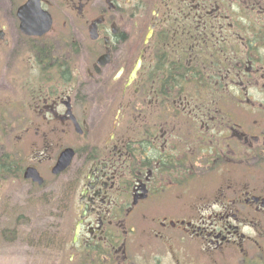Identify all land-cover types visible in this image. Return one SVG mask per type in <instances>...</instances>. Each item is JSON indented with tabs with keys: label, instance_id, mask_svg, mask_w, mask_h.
Here are the masks:
<instances>
[{
	"label": "flooded vegetation",
	"instance_id": "obj_1",
	"mask_svg": "<svg viewBox=\"0 0 264 264\" xmlns=\"http://www.w3.org/2000/svg\"><path fill=\"white\" fill-rule=\"evenodd\" d=\"M11 179L72 264H264V0H0L3 206Z\"/></svg>",
	"mask_w": 264,
	"mask_h": 264
},
{
	"label": "rangeland",
	"instance_id": "obj_2",
	"mask_svg": "<svg viewBox=\"0 0 264 264\" xmlns=\"http://www.w3.org/2000/svg\"><path fill=\"white\" fill-rule=\"evenodd\" d=\"M118 110L117 108L112 109V114L107 115L108 109L103 110L97 106H91L90 118L94 123H98L104 118L108 121L105 124L106 128L96 126V129L99 130H96L97 133H110L111 124L113 120H116ZM131 111L132 109H128V112L122 110L121 114L126 116L128 113L127 116H129ZM16 128L9 127L11 130L10 146L13 143L12 140H15ZM65 181V177L59 178V182L52 189L60 191L59 188L65 185ZM20 188L21 184L11 179L8 206H3L0 200V264H69V252L64 248L71 236V233H68L70 218L65 208L62 212L56 210V213L51 217L48 215L50 206L26 205ZM55 215L57 216L53 217ZM51 228L57 229L59 235L63 236V243L53 242L47 245L43 242L42 234Z\"/></svg>",
	"mask_w": 264,
	"mask_h": 264
},
{
	"label": "water",
	"instance_id": "obj_3",
	"mask_svg": "<svg viewBox=\"0 0 264 264\" xmlns=\"http://www.w3.org/2000/svg\"><path fill=\"white\" fill-rule=\"evenodd\" d=\"M152 33H153V30H151V31L149 32V34L147 35V39H146V41H148V39L152 36ZM141 64H142V57H140V58L138 59L136 65H135V67H134V69L132 70V73H131V75H130V77H129V82L127 83V86H128L129 84H131L132 81L134 80V78L137 76V72H138V70L140 69ZM72 157H73V152H72V150H71V149H67V150H65V151L62 153V155L60 156L59 161H58L57 165H56L55 168H54V173L59 174V173H61L62 171H64V170L69 166V164L71 163ZM31 174H32V171H31V170H28V171L26 172V177H30V176H32ZM35 178H36V177H35ZM42 182H43V179L40 178V183H42ZM78 229H79V227H78ZM78 229H77V231H78ZM77 234H78V233H76V235H75V240L77 239Z\"/></svg>",
	"mask_w": 264,
	"mask_h": 264
},
{
	"label": "trees",
	"instance_id": "obj_4",
	"mask_svg": "<svg viewBox=\"0 0 264 264\" xmlns=\"http://www.w3.org/2000/svg\"><path fill=\"white\" fill-rule=\"evenodd\" d=\"M52 230H53V228H51L49 231H52ZM49 231H47L46 233H43L41 236V238L45 244L50 245L53 242H58V244L63 243V240H64L63 236H60L59 233H50ZM55 234H57V235H55Z\"/></svg>",
	"mask_w": 264,
	"mask_h": 264
}]
</instances>
